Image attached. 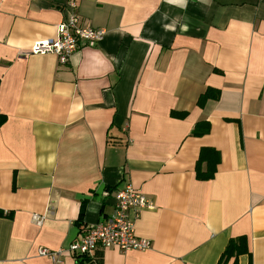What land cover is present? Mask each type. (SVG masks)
<instances>
[{
    "label": "crops",
    "instance_id": "crops-1",
    "mask_svg": "<svg viewBox=\"0 0 264 264\" xmlns=\"http://www.w3.org/2000/svg\"><path fill=\"white\" fill-rule=\"evenodd\" d=\"M71 1L103 37L65 63L31 53ZM127 184L154 204L134 221L151 248L86 264H264V0H0V264H77L37 250Z\"/></svg>",
    "mask_w": 264,
    "mask_h": 264
},
{
    "label": "built area",
    "instance_id": "built-area-1",
    "mask_svg": "<svg viewBox=\"0 0 264 264\" xmlns=\"http://www.w3.org/2000/svg\"><path fill=\"white\" fill-rule=\"evenodd\" d=\"M68 9L67 20L57 26V37L36 40L31 45V53L41 55L52 53L57 56L59 62L65 63L78 50L81 43L95 44L103 37L105 33L103 29L80 22L74 1L69 3ZM153 207V202L145 194L127 184L116 190L113 212L105 220L86 227L82 235L73 239L66 248L51 250L39 247L37 253L55 263H62L60 256L65 253L72 256H93L99 248H117L123 252L145 251L151 248V240L136 235L134 221L141 209ZM34 219L37 224L42 223V217L34 216Z\"/></svg>",
    "mask_w": 264,
    "mask_h": 264
},
{
    "label": "trees",
    "instance_id": "trees-1",
    "mask_svg": "<svg viewBox=\"0 0 264 264\" xmlns=\"http://www.w3.org/2000/svg\"><path fill=\"white\" fill-rule=\"evenodd\" d=\"M213 173H210L209 175L205 176V178H210L212 176ZM83 205H81V210L79 213V217L77 219V222H79L82 219V215H83V211H82ZM0 216H11V213H4L3 211H0ZM79 220V221H78ZM244 238L243 237H238L236 239H230L227 246L225 247L222 255H221V259H225L231 256L236 257L244 248V243L242 242ZM243 245V246H242ZM77 259V264H86L85 261L87 260H83L82 257L85 256H75ZM98 264H101V257L97 256L96 257ZM84 261V263H83ZM89 264V263H87Z\"/></svg>",
    "mask_w": 264,
    "mask_h": 264
}]
</instances>
